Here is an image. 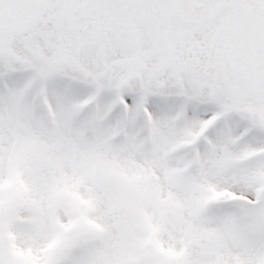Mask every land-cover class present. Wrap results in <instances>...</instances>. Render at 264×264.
Listing matches in <instances>:
<instances>
[{"label": "snow or ice", "instance_id": "obj_1", "mask_svg": "<svg viewBox=\"0 0 264 264\" xmlns=\"http://www.w3.org/2000/svg\"><path fill=\"white\" fill-rule=\"evenodd\" d=\"M0 264H264V0H0Z\"/></svg>", "mask_w": 264, "mask_h": 264}]
</instances>
